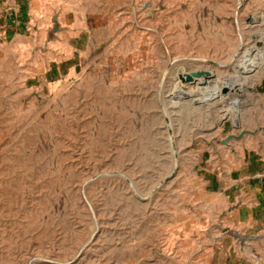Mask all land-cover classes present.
<instances>
[{
    "label": "rangeland",
    "instance_id": "obj_1",
    "mask_svg": "<svg viewBox=\"0 0 264 264\" xmlns=\"http://www.w3.org/2000/svg\"><path fill=\"white\" fill-rule=\"evenodd\" d=\"M113 4L88 47L0 45V264H215L232 236L203 168L264 82V0Z\"/></svg>",
    "mask_w": 264,
    "mask_h": 264
},
{
    "label": "crops",
    "instance_id": "obj_2",
    "mask_svg": "<svg viewBox=\"0 0 264 264\" xmlns=\"http://www.w3.org/2000/svg\"><path fill=\"white\" fill-rule=\"evenodd\" d=\"M113 1L0 0V45L88 47L116 9ZM248 101L241 130L225 129L244 136L207 152L203 168L206 189L223 198L221 221L232 230L213 252L220 256L215 264H264V93Z\"/></svg>",
    "mask_w": 264,
    "mask_h": 264
},
{
    "label": "water",
    "instance_id": "obj_3",
    "mask_svg": "<svg viewBox=\"0 0 264 264\" xmlns=\"http://www.w3.org/2000/svg\"><path fill=\"white\" fill-rule=\"evenodd\" d=\"M200 76H201L200 73H192L191 76H188L187 78H188L189 81H192L193 80V77L198 78ZM258 91L264 93V82L262 83V86L261 87H258ZM244 134H245V132L244 133H241L238 137H229V139L241 138V137L244 136Z\"/></svg>",
    "mask_w": 264,
    "mask_h": 264
},
{
    "label": "bare ground",
    "instance_id": "obj_4",
    "mask_svg": "<svg viewBox=\"0 0 264 264\" xmlns=\"http://www.w3.org/2000/svg\"><path fill=\"white\" fill-rule=\"evenodd\" d=\"M255 67H256V62H254V65H253V70L255 69Z\"/></svg>",
    "mask_w": 264,
    "mask_h": 264
}]
</instances>
